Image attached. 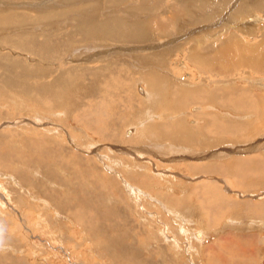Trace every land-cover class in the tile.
<instances>
[{
    "label": "rangeland",
    "instance_id": "374dc122",
    "mask_svg": "<svg viewBox=\"0 0 264 264\" xmlns=\"http://www.w3.org/2000/svg\"><path fill=\"white\" fill-rule=\"evenodd\" d=\"M153 1L141 4L148 5L144 14L155 30L154 46L127 42L128 61L120 51H112L110 59L99 54L125 40H100L99 48H90L97 44L70 33L75 28L67 22L63 33L52 35L63 39L57 37L61 41L49 49L25 37L20 41L26 49L7 43L27 25L48 29L44 21L14 23L13 33L0 30V57L17 62L9 71L8 61L0 58V75L25 78V91L0 82V264H234L236 257L264 253V246L257 251L251 244V237L264 240V70L207 72L186 58L203 45L213 57L233 39L243 48L264 47V11L240 16L241 0H214L223 3L211 9V22L193 25L183 11L186 4ZM177 6L183 11L178 29L162 34L157 22L168 25ZM69 7L72 20L81 8ZM39 33L34 32L37 41L44 38ZM231 49V56H240L238 48ZM45 50V59L36 53ZM161 51L168 53L159 70L138 59ZM76 53L92 56L77 62L70 58ZM255 60L264 62L263 48ZM32 65L50 75L28 71ZM70 67L83 70L75 83L69 81L66 93L59 89L48 97L28 91L29 85L48 83ZM148 70L165 76L162 93L151 99L142 76ZM210 93L214 100L207 102ZM191 101L200 109L193 110ZM210 115L238 124L236 135L219 139L206 123ZM174 132L182 139L186 132L196 139L205 135L209 142L215 137L206 152L221 149V157H201L200 146H189L190 153L182 142L171 144ZM255 160V166H245ZM212 177L225 180L214 183Z\"/></svg>",
    "mask_w": 264,
    "mask_h": 264
},
{
    "label": "bare ground",
    "instance_id": "6f19581e",
    "mask_svg": "<svg viewBox=\"0 0 264 264\" xmlns=\"http://www.w3.org/2000/svg\"><path fill=\"white\" fill-rule=\"evenodd\" d=\"M135 1L136 0H23V1L17 0L15 2L14 0H0V30H3V32H6V33H7L6 30H8L9 31L8 33H11V32L13 33L14 32V23L19 24L21 22H27L28 24L29 23L35 24L38 21H44L45 22L44 25L46 27H48V29H45L43 31L37 25H35V26L33 25L32 27L27 25V27H24L21 29L22 33H17L19 36L16 33H14V35H16L15 37L13 36V37L8 38L7 43L13 44L12 47L18 45V46H16V48L22 49L23 44L20 40L24 39L22 37H25V38H27V40H26L27 43H35V45H37L38 47L41 45L42 48L49 49V48H51V45L55 46V42L57 40L63 39V37H59V36H57V37L60 39H57L56 36H52V35H54L56 33L57 34L63 33L62 31H63L64 26L67 23H71L73 28H75V30L70 31V33H78V34L82 35L86 40L94 41L95 42L94 45L97 44L94 47L90 46V48H94V49L99 48V46H101L100 40H114L113 42H119V41L125 40L126 43L125 42L119 43L122 45L120 48H118L116 50H114V48H109L110 50H102L99 52V54H101L100 55L101 58L108 56V58L110 59V58H112V55H111L112 51L113 52L120 51V53L123 54V55H121L122 57H120V58L127 59V61H128L129 58H127V54L129 52V49L124 48V46L127 44V42H128V45H129V42L130 43H132V42L145 43L148 45V48L150 49L151 47L154 46L152 41L155 39L154 38L155 36L153 37V32H155V30L153 29V31H152L153 25L146 23L147 19H146V15L144 14V12L148 11V8H147L148 5L145 3V5L147 6L145 8V5L141 4L144 0H140V2L138 3V6L137 5L132 6V4ZM148 1H150V0H148ZM156 1L162 2V0H154L153 2H156ZM179 1L183 5L186 4L185 7L183 8V11H185L184 12L185 15H187L189 17V19H188V20H190L189 23L193 24V25L211 22V19L214 15V14L210 13L211 9L216 10V9L220 8L221 4L223 3V2H221L218 4L214 0H191V1L190 0H179ZM228 1L229 0H224V2H226V3ZM242 1L243 0H241V4L238 5L239 7L237 10V13H239L240 16H244V15L249 14L251 12V10H253V9L255 11L256 10L257 11H264V0H244L243 2ZM70 3H73V7H75L76 9L81 8V10H79L74 17L72 16L70 18L72 20H69L68 19L69 15L66 14L67 11H71V9H74V8L69 7ZM75 3H79L78 4L79 6L76 7ZM187 4H189V5L187 6ZM14 6H17V7L23 6L24 10H22V11L14 10ZM80 6H82V7H80ZM110 6H111V8H110ZM177 8L179 9V7L178 6L176 7L174 17L172 16L173 18L171 17L172 19L168 20V22H169L168 25H166V24L160 25L157 22L156 28L160 29V30L163 29V31H165V32H162V34L171 33L174 29H178L179 21L181 20V19H179L180 14H183V11L182 10L180 11ZM27 10L30 13H28ZM48 10H50V11H48ZM149 12L150 13L152 12L151 8H150ZM177 12H179V13L177 14ZM31 13H33V15ZM193 14H194V16H192ZM229 16L233 19H236L235 14L230 13ZM49 20L51 23L46 22ZM167 27H170V28L167 29ZM203 29H201V30H203ZM199 30H198V32H199ZM36 31H41V33H39L38 36H42V38L44 37L42 39L43 41L42 40L41 41L36 40V37L34 34V32H36ZM198 32H196V30H195V33H198ZM30 33H33V34H30ZM64 33H68V32H64ZM171 40H170V42H172ZM51 41H53L54 43L52 44ZM199 41L197 43H199ZM233 41H235V42H230V44H228V45L226 44V46L223 45L222 47L216 48L215 52L217 51V54H215V56H213V57L207 55V53H209V52L206 53V50L203 49L204 48V45H203V47H199V48L197 47L198 49L195 51V53L189 54L186 58L191 63L196 65L198 68H201V70H204V71L206 70L207 72H211L213 69L219 68L220 70H222V69L228 70L229 69L228 70L229 72L234 71V73H235V71L237 70V67H239V68H244V67L252 68L256 71L264 70V62L260 63V62H257L255 60L257 58L258 53H259V48L264 49V47H260L258 45L253 46V45H249V44L247 45L246 44L243 48V47L237 45L238 44L237 39H233ZM4 42H6V41H4ZM61 44H62V42H58L56 44V46H60ZM230 46L231 47L235 46L236 49L238 48L239 51H241L240 53L237 52L238 54H240L239 57L236 58L234 56L235 57L234 58L233 56H231V54L233 52L231 51L232 49ZM27 49H29V48H27ZM149 49H147V50H149ZM31 51H33V49ZM235 51H238V50H235ZM235 51H234V53H235ZM34 52H32V54H34ZM172 52H173V50L171 51V53ZM36 53L38 56L43 57L44 59L47 56L46 50L45 51H36ZM166 53H168V51ZM166 53H164V51L157 52V53L149 52V54H147V56H144V57L141 56V57H138V59H139V61L145 62L147 64L145 66L146 68L153 67L154 69L159 70L160 68L163 67L162 65H163L164 56ZM232 55H234V54H232ZM88 56H92V55L89 53L87 55L84 54V56H83L82 53L81 54L76 53V54L72 55L70 58L75 57V58H77V62H78V60L82 61L84 59H89V58H87ZM169 57H170V55H169ZM0 58L8 61V65H9L8 67L9 68H7V69L9 71H12V68H14V64L17 63L15 60L11 59L10 56H8L6 54L1 55ZM1 59H0V64H3L4 62L2 63ZM49 60H52V59H49ZM73 61H74V59H73ZM46 62H47V60H46ZM119 62H121V61H119ZM215 65H217V67H215ZM32 66H34V65H32ZM209 66H211V67H209ZM39 68H42V67H39ZM39 68H38V66L35 65L32 68L29 67L26 69L28 71H29V69H31L32 73L36 72L38 75L40 74L41 77H46L47 75H50V72L48 70L45 71L46 68H43V69H39ZM81 69L83 70V68H80V67L77 69H75L73 67L67 68L66 70L64 69L63 72H60L57 75H55L52 78V80L49 81L48 83H42V84H40V83L36 84L35 83V85L33 84L32 86H30L28 84L29 85L28 91L31 90L35 93H40V94L44 93L45 95L47 94L48 97L52 96L53 93L59 92V89L61 90V92L63 91V93H66V91L70 87V85L72 83H75L76 80L78 79V77L76 75H78V73L82 72ZM0 71H1V68H0ZM24 71H25V69H24ZM75 71H79V72H75ZM32 75H34V74H32ZM142 76H143V81L146 83V86L149 90L148 92H150V96L147 93V95H148V97L146 96L147 99H149L150 97L151 98L154 97V95L158 96L159 93L160 94L162 93L161 88H162V85L165 84L164 83L165 82L164 74L159 73L157 71L155 72L153 70H148V72H146ZM14 77L15 76L13 75L11 78L6 79L2 75H0V82L4 83L7 86L11 85L13 87V89L15 87L17 88V90L25 89V87H24L25 81L23 80L25 78H22V76L19 75L18 77H20V79L17 78L14 81ZM70 80L72 81V83L69 82ZM7 86H4V88H6ZM163 89H164V85H163ZM7 90L8 89L6 88V91ZM139 90H141L140 91L141 93L145 92V90H143V88H139ZM23 91H25V90H23ZM23 91H21V92H23ZM178 92H180V91L178 90ZM184 92H185V95H188L187 94L188 92L183 91V93ZM62 95H64V94H60L61 97H62ZM202 95H205V94H202ZM183 97H185V96H183ZM213 97H214L213 93L208 94L206 97V101L207 102L213 101L214 100ZM62 103H63V101H62ZM189 105L195 111L199 110L201 107V106H197V104H195V103H192V101H191V104H189ZM177 111H178V109H177ZM207 122H208V126H210V128H213V132L214 133L216 132V135H219V139L220 138L222 139L223 138L222 134L225 135L226 133H231V135H233V136L236 135V134H232V132L238 128V124H226V122H224V121H222V123H221V121L218 119V116H216V115L209 117V119L206 121V123ZM181 131L183 132V130H181ZM190 131H188V132H190ZM131 132H132V130H127V132L125 134L130 135ZM179 132H174L171 134L169 133L170 134L169 141L171 142V144L173 141L177 142L178 144L182 142V145L187 147L186 150H188V152H190V153H191V149L189 146H192V145L193 146H200V148L202 147L201 157H208V159L209 158L219 159V157H221V155H222L221 149H220L221 151L218 149L219 151L206 152V150L208 148H210V146L212 145L211 143L214 141L215 137H214L212 142L210 141L211 142L210 143L209 140L207 139V137H205V135H201L202 136L201 139H196L194 133H193L194 134L193 135L191 133L187 134V132H186V134H185L186 138L182 139V137L179 136ZM207 133H208V131H207ZM209 144H211V145H209ZM215 147H216V145H215ZM191 156H193V155H191ZM233 159H234L233 161L237 162L239 157L237 159H236V157ZM257 161L258 160H255L254 162L250 161V162H248L249 164H245V163H243V164H245V166L248 165V167L251 168L252 166H250V165H252L254 163L253 166H255V163ZM202 168L206 169V166L204 165V167H202ZM213 168H214V166H213ZM213 168L211 167L210 170ZM231 171L232 170H230V173H231ZM251 173H252V171H251ZM204 174H205V172H204ZM231 174H233V173H231ZM263 175H264V173H263ZM210 176H211V174H210ZM211 179H213L211 181L214 183L220 182L219 179H217L216 177L215 178L212 177ZM212 182H210V184L214 185ZM242 183H244V181H242ZM210 192H212V191H210ZM212 195H214V194H212Z\"/></svg>",
    "mask_w": 264,
    "mask_h": 264
},
{
    "label": "crops",
    "instance_id": "0c3cea01",
    "mask_svg": "<svg viewBox=\"0 0 264 264\" xmlns=\"http://www.w3.org/2000/svg\"><path fill=\"white\" fill-rule=\"evenodd\" d=\"M219 181L220 182H224V180H221L220 178H219ZM229 187V186H228ZM254 221H252L253 223H262L263 224V220H260V219H257V220H255V219H253ZM253 223H252V225H253ZM245 237H247V236H245ZM245 237L242 235V239H241V242L243 243V244H247V241H248V239H246L245 240ZM248 238H250V237H248ZM251 244L252 245H255V247H256V249H257V251H258V249H259V251H260V248H262V246H264V240H260V239H257L256 240V242H255V240H254V238L253 237H251ZM243 240H244V242H243ZM250 242V241H249ZM261 256V258L260 257H256V256ZM254 255V253H252L251 254V256L249 255L247 258H245L244 260H242L241 258H239V257H236L235 258V262H234V264H239V262H242V261H247V264H258V262H259V264L261 263V264H264V253L263 252H257V255ZM226 261H229V260H226ZM230 262V261H229ZM227 264H229L228 262H226Z\"/></svg>",
    "mask_w": 264,
    "mask_h": 264
}]
</instances>
